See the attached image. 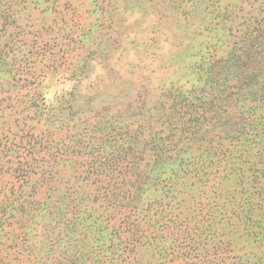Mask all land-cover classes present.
I'll return each mask as SVG.
<instances>
[{
  "label": "rangeland",
  "instance_id": "obj_1",
  "mask_svg": "<svg viewBox=\"0 0 264 264\" xmlns=\"http://www.w3.org/2000/svg\"><path fill=\"white\" fill-rule=\"evenodd\" d=\"M262 90L264 0H0V264H81L70 251L85 260L110 233V194L151 165L157 140L187 152L174 123L207 110L213 145L230 148L240 103L255 122ZM173 182L184 214L210 197L194 177ZM145 187L152 205L162 192ZM70 196L97 240L58 229Z\"/></svg>",
  "mask_w": 264,
  "mask_h": 264
},
{
  "label": "trees",
  "instance_id": "obj_2",
  "mask_svg": "<svg viewBox=\"0 0 264 264\" xmlns=\"http://www.w3.org/2000/svg\"><path fill=\"white\" fill-rule=\"evenodd\" d=\"M253 95L263 107L252 122L246 116L249 112L239 110L240 103L237 116L244 122L225 138H229L226 145L230 148L213 145L217 127L204 115L207 110L199 112L194 107L188 114L193 119L174 123L185 134L178 140L185 141L181 147L189 146L187 152L177 150L172 138H159L151 165L140 161L136 181L124 189L114 188L110 194L105 217L110 233L103 234L99 245L87 253L86 261L76 247L69 256L81 264H264V172L259 168H264V90ZM183 99L181 105H192L188 98ZM176 163V169L169 167ZM186 176L196 178L201 187L210 184L211 190L205 202L184 207V214L173 197L177 194L173 181ZM230 179L239 183L233 191L224 187ZM150 183L158 188L154 192H162L152 205L144 202L145 186ZM71 196L54 210L58 229L76 235L84 230V236L92 235L97 240L104 230L95 222L88 223L90 211ZM241 242L243 246H239ZM144 247L150 248V259L141 263L136 249Z\"/></svg>",
  "mask_w": 264,
  "mask_h": 264
}]
</instances>
